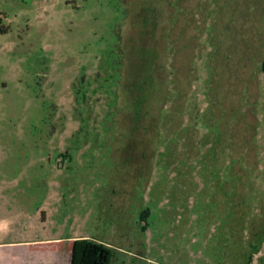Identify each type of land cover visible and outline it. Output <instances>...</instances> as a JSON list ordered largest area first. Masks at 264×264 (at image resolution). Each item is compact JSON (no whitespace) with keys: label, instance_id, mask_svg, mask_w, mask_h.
Wrapping results in <instances>:
<instances>
[{"label":"rangeland","instance_id":"374dc122","mask_svg":"<svg viewBox=\"0 0 264 264\" xmlns=\"http://www.w3.org/2000/svg\"><path fill=\"white\" fill-rule=\"evenodd\" d=\"M263 64L264 0H0V241L264 264Z\"/></svg>","mask_w":264,"mask_h":264},{"label":"crops","instance_id":"0c3cea01","mask_svg":"<svg viewBox=\"0 0 264 264\" xmlns=\"http://www.w3.org/2000/svg\"><path fill=\"white\" fill-rule=\"evenodd\" d=\"M87 235H70L67 237H57V238H48V239H40V240H20V241H0V248L4 249V252H0V264H71L72 260V247L74 245L75 240L79 238H86ZM43 240H52L54 247L46 252V254L42 256H34L25 253L22 255L20 259L14 258L12 253H8L6 251V247L17 246L13 245L16 243H22V246H28L30 241H43ZM19 246V245H18ZM0 249V250H1ZM27 252V251H26Z\"/></svg>","mask_w":264,"mask_h":264},{"label":"trees","instance_id":"16d2710c","mask_svg":"<svg viewBox=\"0 0 264 264\" xmlns=\"http://www.w3.org/2000/svg\"><path fill=\"white\" fill-rule=\"evenodd\" d=\"M229 168L231 169V167ZM148 212V209L140 212V220L145 221L143 225L144 231L148 229V223L146 221ZM75 242H77V244L74 243L76 252L72 251L71 264H113L116 250L112 245L89 237L79 238Z\"/></svg>","mask_w":264,"mask_h":264},{"label":"flooded vegetation","instance_id":"af4514ba","mask_svg":"<svg viewBox=\"0 0 264 264\" xmlns=\"http://www.w3.org/2000/svg\"><path fill=\"white\" fill-rule=\"evenodd\" d=\"M79 97V96H78ZM80 97H85V95L83 94L82 96H80Z\"/></svg>","mask_w":264,"mask_h":264}]
</instances>
